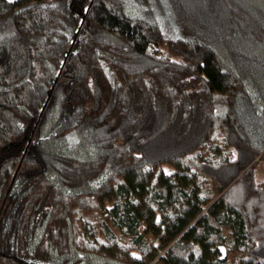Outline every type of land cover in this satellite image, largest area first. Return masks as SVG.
I'll return each instance as SVG.
<instances>
[{"label":"trees","instance_id":"trees-1","mask_svg":"<svg viewBox=\"0 0 264 264\" xmlns=\"http://www.w3.org/2000/svg\"><path fill=\"white\" fill-rule=\"evenodd\" d=\"M0 264H264V0H0Z\"/></svg>","mask_w":264,"mask_h":264},{"label":"rangeland","instance_id":"rangeland-1","mask_svg":"<svg viewBox=\"0 0 264 264\" xmlns=\"http://www.w3.org/2000/svg\"><path fill=\"white\" fill-rule=\"evenodd\" d=\"M99 123V127L102 130V133L104 136L110 137L115 141H118V134L116 132V130H114L113 126L107 122L106 120H100ZM226 252V249H225Z\"/></svg>","mask_w":264,"mask_h":264},{"label":"water","instance_id":"water-1","mask_svg":"<svg viewBox=\"0 0 264 264\" xmlns=\"http://www.w3.org/2000/svg\"><path fill=\"white\" fill-rule=\"evenodd\" d=\"M219 249L221 250L222 254H225V245H220Z\"/></svg>","mask_w":264,"mask_h":264}]
</instances>
